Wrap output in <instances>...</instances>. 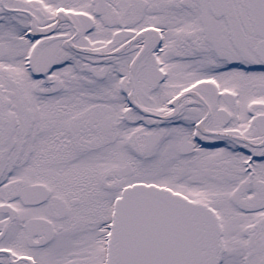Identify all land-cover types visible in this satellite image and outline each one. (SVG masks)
Instances as JSON below:
<instances>
[{
    "label": "snow or ice",
    "instance_id": "snow-or-ice-1",
    "mask_svg": "<svg viewBox=\"0 0 264 264\" xmlns=\"http://www.w3.org/2000/svg\"><path fill=\"white\" fill-rule=\"evenodd\" d=\"M0 264H264V0H0Z\"/></svg>",
    "mask_w": 264,
    "mask_h": 264
}]
</instances>
